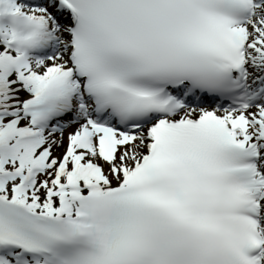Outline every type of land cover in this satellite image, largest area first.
<instances>
[{"label":"snow or ice","instance_id":"obj_1","mask_svg":"<svg viewBox=\"0 0 264 264\" xmlns=\"http://www.w3.org/2000/svg\"><path fill=\"white\" fill-rule=\"evenodd\" d=\"M0 264H264V0H0Z\"/></svg>","mask_w":264,"mask_h":264}]
</instances>
